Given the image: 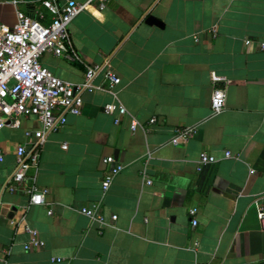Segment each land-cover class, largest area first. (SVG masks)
Wrapping results in <instances>:
<instances>
[{
	"label": "crops",
	"instance_id": "1",
	"mask_svg": "<svg viewBox=\"0 0 264 264\" xmlns=\"http://www.w3.org/2000/svg\"><path fill=\"white\" fill-rule=\"evenodd\" d=\"M37 8L49 22L40 0H0V23L13 26L17 9ZM150 15L164 26L147 23ZM69 34L66 47L78 58L48 51L42 63L74 84L89 65L103 69L81 112L47 134L39 168L28 172L47 189L44 204L30 203L29 179L8 188L16 147L33 149L25 132L41 121L21 117L0 130V264H264V0H108L101 11L79 13ZM107 68L120 83L110 86ZM217 89L225 104L214 113ZM109 102L127 108L119 124L104 110ZM181 127L196 130L173 144ZM201 152L218 161L199 170ZM107 156L124 169L105 192ZM27 225L44 247L25 249Z\"/></svg>",
	"mask_w": 264,
	"mask_h": 264
},
{
	"label": "built area",
	"instance_id": "2",
	"mask_svg": "<svg viewBox=\"0 0 264 264\" xmlns=\"http://www.w3.org/2000/svg\"><path fill=\"white\" fill-rule=\"evenodd\" d=\"M27 0H13L15 5ZM41 6L50 12L49 22L44 10L35 9L33 14L17 9V20L13 26L0 23V130L5 126L18 127L21 117L34 116L42 123V127L35 131L27 130L26 136L34 137L33 149L28 150L24 144L16 147L17 167L9 179L8 188L17 190L27 179L31 180V204H44L47 189H41L36 184V174L28 175L30 169L36 172L39 168L40 147L49 132L61 128L67 122V113L79 114L84 103L83 93L94 88L93 78L103 66L91 64L88 66L85 80L80 84L63 80L45 66L41 57L45 52H53L57 56H64L69 60H76L78 56L68 50L66 43L70 39L69 24L82 11H101L108 0H40ZM97 3V6L95 5ZM251 40L247 39L246 44ZM264 49V43H261ZM105 78L110 86L121 82V77L112 69L105 70ZM225 92L217 89L213 95V112L218 113L224 108ZM106 113L114 116L115 124H119L121 116L127 113V108L118 103L109 102L104 106ZM156 117L150 119L155 123ZM140 126L138 119L132 117L130 130L135 131ZM195 127H181L176 129L171 142L178 144L187 141L194 133ZM63 148H67L64 144ZM226 156H231L226 151ZM4 160V150L0 146V161ZM103 161L111 165L105 174L102 187L106 192L111 187L115 177L124 169V164L117 162L113 156L104 157ZM218 158L210 153L201 152L198 169L208 163H214ZM151 182V181H149ZM82 213L92 219L104 221L96 208L84 206ZM198 209H189L191 216H195ZM52 213V210H49ZM117 214L112 215L116 220ZM259 219L264 229V206L260 207ZM198 220L193 218V225ZM26 230L30 240L25 244L26 250L44 247L45 241L39 231L29 225Z\"/></svg>",
	"mask_w": 264,
	"mask_h": 264
},
{
	"label": "water",
	"instance_id": "3",
	"mask_svg": "<svg viewBox=\"0 0 264 264\" xmlns=\"http://www.w3.org/2000/svg\"><path fill=\"white\" fill-rule=\"evenodd\" d=\"M145 21L151 25L156 24L160 27L164 26V23L153 15L148 16Z\"/></svg>",
	"mask_w": 264,
	"mask_h": 264
}]
</instances>
